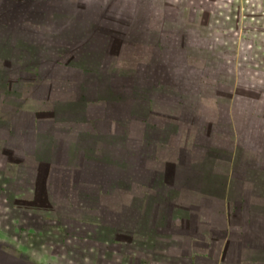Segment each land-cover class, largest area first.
<instances>
[{"label":"crops","instance_id":"0c3cea01","mask_svg":"<svg viewBox=\"0 0 264 264\" xmlns=\"http://www.w3.org/2000/svg\"><path fill=\"white\" fill-rule=\"evenodd\" d=\"M166 10L0 0V122L17 117L0 169L13 187L33 181L38 203L55 188L49 202L71 210L52 217L74 221V236H107L104 253L72 245L80 264H255L235 253L264 234V77L241 66L238 48L218 58L205 40L197 51L177 41ZM40 252L0 242V264L61 263Z\"/></svg>","mask_w":264,"mask_h":264},{"label":"rangeland","instance_id":"374dc122","mask_svg":"<svg viewBox=\"0 0 264 264\" xmlns=\"http://www.w3.org/2000/svg\"><path fill=\"white\" fill-rule=\"evenodd\" d=\"M159 3L160 6L167 7L166 11L172 18L171 25L176 31L177 41L181 37H189L188 42L192 51H197L204 48L203 40H205V44L210 45L206 54L213 55V52H216L218 58L231 57V53L238 48L241 66L249 70L250 74L254 72L259 78L264 77V0H159ZM175 20L177 27L174 26ZM182 31L185 35H182ZM218 61L223 67L227 66L226 60H211L212 64ZM5 109H7L6 106L3 110ZM18 117L27 119L29 116L25 114ZM15 118L13 117L11 122H0V139H14L12 125ZM14 127L17 128L18 123H15ZM24 128L25 123L19 134L20 139L24 137L26 129ZM7 148L5 142L0 145V153L4 155L0 157L3 161L8 157L5 154ZM6 169L5 172L0 169V242L5 246L9 242L20 245L31 255V258H38L40 251L47 247L51 250L50 257L60 259V264H80L79 260L83 258V253L73 248L76 242L95 244L96 249H103L102 253L105 252L107 236L101 233L94 237L89 235L88 238L81 235L74 236L70 231L73 226H77L74 221L70 218L52 217L58 211L63 215H69L68 212L71 210L69 204L49 202L55 196V188L42 189L40 194L44 192L48 200L45 203H38L36 198L40 189L33 190V181H27V187H24L22 182L19 183V188L13 187L16 183H13L12 175ZM28 174L32 179L36 177L31 172ZM22 190L30 192V196H25V199L28 201L34 199L35 202L23 204L24 197L20 194L15 195V191L22 192ZM52 227L65 230L54 231ZM247 237L259 242L258 247L249 251H237L235 255L251 258L256 262L255 264H264V234L254 233ZM140 253L144 255V252ZM87 255H89L88 252ZM187 255L189 256V252ZM230 255L231 246L226 251L225 259L228 260ZM182 258L179 261L180 264H190L188 258ZM159 264H161L160 260ZM201 264H212V262L208 260Z\"/></svg>","mask_w":264,"mask_h":264}]
</instances>
